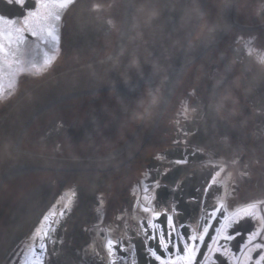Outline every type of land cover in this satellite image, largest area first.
I'll use <instances>...</instances> for the list:
<instances>
[{
	"label": "flooded vegetation",
	"instance_id": "obj_1",
	"mask_svg": "<svg viewBox=\"0 0 264 264\" xmlns=\"http://www.w3.org/2000/svg\"><path fill=\"white\" fill-rule=\"evenodd\" d=\"M0 1L19 7L8 4L7 0ZM96 2L101 5L99 12L93 10ZM109 2L76 0L62 14L59 51L53 65L38 75L20 76L14 89L0 98V117L7 114L17 100L19 89L27 86L32 90L59 73L105 60L114 53V27L109 23L108 9L104 8ZM27 4L26 0V8ZM262 6L264 0H206L203 19L172 71L151 135L121 168L107 173L23 175L9 183L11 190L19 188L12 190L13 193L7 190L0 196V264H25L29 246L39 248L37 232L44 223V216L63 210L62 205L68 198L72 200L71 211H65L62 218L56 217L60 222L53 225L55 232L50 233L54 242L45 241V264H108L102 248L103 233L98 235L95 225H115L113 237L123 231L124 221L117 217L131 215L135 189L141 182L150 183L152 179L160 180L156 202L161 207L177 202L180 219L192 225L204 212L199 203L201 193L197 189L202 187L208 175L203 162L209 153L217 158L236 157L240 161L228 167L220 177L227 188L222 185L219 195L224 196L228 211L264 199V64L258 60L264 56V13L257 15ZM84 7L90 8L88 14L82 13ZM249 40L254 50L251 56L245 48V42ZM37 45L40 49L44 47L39 40L30 37L22 46L21 59H41ZM32 50L36 51L33 55ZM0 83L7 88V76L0 77ZM101 96H109L115 103L123 105L121 118L118 115L113 120H102L104 117L95 115L84 121L87 118L78 117L66 126L58 124L60 119L55 117L60 112H52L39 120L47 119L46 130L50 136L40 142L45 145L29 144L42 150L45 147L47 152L33 153L74 160H104L125 154L136 142L145 123L151 93L146 87H135ZM101 96L78 103L90 102L89 106L93 108ZM185 105L187 119L184 118ZM64 133L93 145V153H64L65 148L50 153ZM194 150H197L195 154ZM184 159L186 163H175ZM241 171L250 175L241 177ZM229 173L231 180L227 179ZM177 184L179 187L175 188ZM208 195L211 196V190ZM211 223L216 226L215 221ZM127 224L128 235L132 236L135 221L129 218ZM244 224L245 221H241L229 232ZM212 235L210 228L209 236ZM141 239L133 236L135 247L119 253L124 258L123 264H133V261L135 264H159L148 257ZM123 244L129 248L127 240ZM210 244V239L205 237V245ZM231 244L235 245L236 241ZM232 250L237 251L235 247ZM205 255L207 249L201 246L197 264H202ZM213 258H218V264L219 261L228 264L219 253ZM117 264H122L120 259Z\"/></svg>",
	"mask_w": 264,
	"mask_h": 264
},
{
	"label": "snow or ice",
	"instance_id": "obj_2",
	"mask_svg": "<svg viewBox=\"0 0 264 264\" xmlns=\"http://www.w3.org/2000/svg\"><path fill=\"white\" fill-rule=\"evenodd\" d=\"M27 2L30 6L25 8L26 0H7L8 4H15L23 9V15L16 18L0 16V25H2L0 28V77L8 78L7 88L0 83V98L14 89L20 76H35L53 65L59 51V22L62 14L69 10L76 0H34V2L27 0ZM93 10L99 12L101 5H94ZM261 13H264V6L257 15ZM30 37L36 38L44 46L40 49L37 45V54L41 56L39 60L21 59L22 46L29 42ZM245 48L251 56L254 51L251 40L245 42ZM258 60L259 63L264 64V56H260ZM152 103L156 104L157 100L153 99ZM187 112L188 108L185 105V119L188 118ZM195 151L197 150H194L193 154ZM186 162V159L175 161L176 164ZM239 163L236 157L217 158L211 153L206 156L203 166L208 170V175L202 187L197 189L201 193L199 203L204 208V212L199 221L192 225H187L180 219L181 210H178L177 202L174 201L167 207H161L159 202H156V190L160 187L159 179H152L150 183L141 182L133 193L131 215L117 217L124 221L123 231L113 237L111 234L116 230L115 225L109 224L105 227H101L100 223L95 225L94 230L97 234L103 233L102 248L106 252L108 264H117L118 259L123 264L124 258L119 253L127 252L135 247L132 243L133 236L142 237L141 243L148 257L159 264H197V255L201 246L207 249V255L202 257V264H218V258H213L217 253L219 257L225 258L228 264H264V208H262L264 199L247 202L233 211H228L227 205L223 202L224 196L219 195L222 185L225 189L227 188L226 182L220 179L221 174L228 167ZM244 167L247 168V165L245 164ZM163 174L166 173L161 175ZM239 175L245 177L250 173L241 171ZM227 179H232L231 173L228 174ZM178 187L177 184L175 188ZM209 190H211V196L208 195ZM235 190V188L232 189L233 192ZM71 206L72 200L68 198L62 205L63 210L50 212L44 216V223L37 232V238L40 240L39 248L29 246L25 264H45L47 253L45 241L54 242L50 233L55 232L53 225L60 222L56 217L62 218L65 211H71ZM162 216L163 220H161ZM129 218L135 221L132 236H129L127 232ZM212 221H215L216 226H213ZM241 221H245V224L229 232V229L240 224ZM210 228L213 232L212 236H209ZM205 237L210 239V245H205ZM124 240L128 241L129 248L124 247ZM232 241H236V244L232 245ZM233 247L237 251L234 252ZM254 253L257 254L255 257ZM96 254L99 255V253ZM219 264L224 262L219 261Z\"/></svg>",
	"mask_w": 264,
	"mask_h": 264
},
{
	"label": "water",
	"instance_id": "obj_3",
	"mask_svg": "<svg viewBox=\"0 0 264 264\" xmlns=\"http://www.w3.org/2000/svg\"><path fill=\"white\" fill-rule=\"evenodd\" d=\"M125 1V30L109 58L46 80L7 110L0 126V190L7 180L25 174L114 171L130 161L151 135L172 71L201 22L204 0ZM172 10H176L175 15ZM0 14L16 18L22 16L23 11L0 1ZM135 87L148 88L152 99L136 142L125 154L105 160H74L44 157L22 150L23 138L30 127L50 109L72 100ZM153 99L157 100L156 104L152 103Z\"/></svg>",
	"mask_w": 264,
	"mask_h": 264
},
{
	"label": "rangeland",
	"instance_id": "obj_4",
	"mask_svg": "<svg viewBox=\"0 0 264 264\" xmlns=\"http://www.w3.org/2000/svg\"><path fill=\"white\" fill-rule=\"evenodd\" d=\"M96 4H98V3L96 2ZM104 8L108 9L107 10V14L109 15V19H110L109 23H111V25L114 27V30H113V33H112V35H113L112 36V38H113L112 42H113L114 51H115V49L118 47V45L120 43L122 34H123L124 30H125V22H126V19H127L126 1L125 0H117V1L116 0H113V1L110 0L109 3L104 5ZM89 10H90V8L84 7L82 9V13L88 14ZM0 28H2L1 25H0ZM35 52H36L35 50H32V55ZM22 59L24 60V58H22ZM59 74H62V73H59ZM57 75H55V76H57ZM26 87L24 89H21V91H19L16 94V99L17 100L11 105V108H13V106H15L16 103L20 99H22L25 95H27L31 91V90H29V88H26ZM34 87H33V89H34ZM93 98H95V97L85 98V99H78V100H72V101L64 103V104H62V105H60L58 107L50 109L48 112H46L42 117H40L37 120L38 122L36 121V124L34 123L35 125L33 124L30 127L29 131L27 132V134L23 138V142H22V145H21L22 150H24V151L27 150L28 152L31 151L30 153H32V154H35L33 152H37L39 154H41V153L45 154V152H47V151H44V150H46L45 147H43L44 150H42V148H40V147L38 148L37 146L30 147L29 144H32V142H35V143L39 144L44 137H49L50 136V133L47 132L48 130H46L48 128V126L45 124L47 119H45L44 121H39V120H42L44 118V116L45 117L49 116V114L52 113V112H60V113H56L55 117L60 119L58 124H60V123L61 124L62 123L63 124H67L66 126H68V124H69V126L71 124H73V121L75 122V119L78 118V117L87 118V119H84V121L91 120L92 116H95V115H98L100 117H104L102 120H106V118H110L111 120H113L112 118L114 116H118V115L120 116V118L122 117V115H123V109H122L123 105L115 103L113 101V99L111 97H109V96H101L100 98H97V99H99V102H97L94 105L93 108H91L89 106L90 102L88 104L78 103V102L83 101V100H87V101L91 100V99L93 100ZM11 108H9V109H11ZM5 116H7V114H4L3 116L0 117L1 118L0 119V126H1V121L3 120V118ZM53 127H55V126H53ZM92 147L94 148L93 145H88L85 142L82 143V142L79 141V139H75V136L73 137L71 134L68 135L67 133H64V135L59 140V143L51 147L54 150L52 151L51 148H49V150L52 151L50 153H58L59 151H61V149L65 148L66 151L64 153L73 152L75 154H79V153H81V154L82 153L89 154V153H93V151H94V150H92ZM55 149L58 152H56ZM114 157L115 156H112V158H114ZM106 159H108V158H106ZM36 174L37 173H31V174H25L24 176H35ZM81 174H83V173H81ZM58 175H60V174H58ZM64 175H66V174H64ZM19 177L20 176H17V177H14L11 180H7L5 182V184L1 187L0 196H1V194H5V192L7 190H9V193L10 192L13 193L14 191H17L19 187H16L15 189H12V190H14V191H12L10 189V188H12V186H11L12 184H9V183H11L13 180L18 179Z\"/></svg>",
	"mask_w": 264,
	"mask_h": 264
},
{
	"label": "bare ground",
	"instance_id": "obj_5",
	"mask_svg": "<svg viewBox=\"0 0 264 264\" xmlns=\"http://www.w3.org/2000/svg\"><path fill=\"white\" fill-rule=\"evenodd\" d=\"M205 6H206V0H204V9H203V15H202V18H201V21L203 19V16H204V13H205ZM174 12V15L176 14V10H172ZM201 23V22H200ZM200 25V24H199ZM199 27V26H198Z\"/></svg>",
	"mask_w": 264,
	"mask_h": 264
},
{
	"label": "trees",
	"instance_id": "obj_6",
	"mask_svg": "<svg viewBox=\"0 0 264 264\" xmlns=\"http://www.w3.org/2000/svg\"><path fill=\"white\" fill-rule=\"evenodd\" d=\"M19 91H21V89H19V90L17 91V93H18ZM2 113H3V112H2Z\"/></svg>",
	"mask_w": 264,
	"mask_h": 264
}]
</instances>
